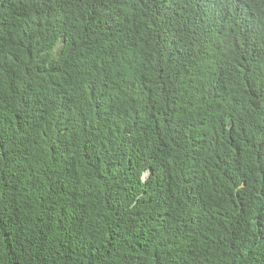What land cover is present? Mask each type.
<instances>
[{"label":"trees","instance_id":"1","mask_svg":"<svg viewBox=\"0 0 264 264\" xmlns=\"http://www.w3.org/2000/svg\"><path fill=\"white\" fill-rule=\"evenodd\" d=\"M0 264H264V0H0Z\"/></svg>","mask_w":264,"mask_h":264},{"label":"water","instance_id":"2","mask_svg":"<svg viewBox=\"0 0 264 264\" xmlns=\"http://www.w3.org/2000/svg\"><path fill=\"white\" fill-rule=\"evenodd\" d=\"M149 174H150V172H149V171H146V172L144 173V177H143V179L146 180V179L149 177Z\"/></svg>","mask_w":264,"mask_h":264}]
</instances>
